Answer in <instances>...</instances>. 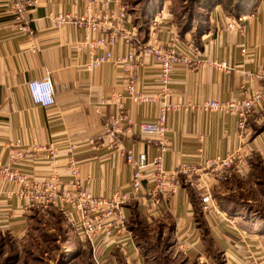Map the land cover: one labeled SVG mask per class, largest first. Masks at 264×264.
I'll use <instances>...</instances> for the list:
<instances>
[{
    "label": "crops",
    "instance_id": "1",
    "mask_svg": "<svg viewBox=\"0 0 264 264\" xmlns=\"http://www.w3.org/2000/svg\"><path fill=\"white\" fill-rule=\"evenodd\" d=\"M92 1H96L93 13L100 7L106 13L120 11L125 6L128 15L125 30L137 34L145 44L154 45L171 29L177 32L174 0H153L147 11L139 0H38L26 18L33 34L23 30L24 23L15 19L0 0V163L10 164L11 146L18 142L20 151L26 154L34 145L52 147L62 185L70 181L69 161L74 158L83 186L95 196L111 199L131 194L134 171L124 158L117 156L116 146L120 144L119 149L131 150L135 156L146 154L149 161L154 160L158 151L141 134L109 137L104 132L107 123L118 116L121 103L136 124L155 121L162 105L133 103L127 94V74L111 63L92 72L85 69L90 54L85 44L86 29L74 24L57 25L54 21L59 15L82 17ZM203 12L207 14L204 32L195 38L194 22L192 31L181 39L192 43L205 60L229 62L235 71L228 74L211 67L200 71L176 67L166 101L173 107L168 113L170 148L164 158L167 170L180 162L197 163L203 157L224 158L240 142L234 117L194 111L191 105L208 100L235 101L244 93L254 94L263 84L255 75L264 67V1L251 2L249 10L242 15V31L226 30L236 18L222 6ZM127 52L122 42L117 44L116 55ZM96 53L101 55L102 50ZM133 76L137 91L157 93L158 68L153 61L145 60V65ZM44 77L51 79L55 89L56 102L49 108L35 105L28 88L31 81ZM248 133L247 140L255 154L251 175L244 181L256 189L264 181V119L261 124L251 119ZM48 163L49 152L33 150L16 167L45 178ZM260 168L262 172L257 171ZM254 172L261 174L254 178ZM236 178L224 183L209 178L213 204L209 213L203 212L200 224L194 199L203 204L196 190L185 184L167 201L159 196L158 205L157 198L148 195L154 189L150 180L144 183L146 195L126 206L127 217L131 220L137 214L151 223L162 222L165 228L170 221L173 250L189 260L215 264L220 255L223 264H263L264 215L256 218L259 214L255 213L247 217L234 202L223 197L221 188ZM228 189L236 191L234 187ZM14 191L15 186L0 182V235L23 242L28 238L34 211L40 209L28 207L27 201L12 195ZM52 209L63 216L58 207ZM68 238L71 242L76 239L72 242L73 249L85 248L75 230L72 229ZM122 241L125 247L121 246ZM88 248L96 264H117V253L129 264L149 263L133 235L120 240L105 239L94 252L91 246Z\"/></svg>",
    "mask_w": 264,
    "mask_h": 264
},
{
    "label": "built area",
    "instance_id": "2",
    "mask_svg": "<svg viewBox=\"0 0 264 264\" xmlns=\"http://www.w3.org/2000/svg\"><path fill=\"white\" fill-rule=\"evenodd\" d=\"M6 3L10 14L24 23L23 30L33 34L26 20L29 12L38 4V0H2ZM87 7L85 15L75 17L72 15H59L55 19L57 25L74 24L87 31L85 44L90 50L89 60L85 66L88 72H92L103 65L111 63L120 68L128 76L127 94L135 104H158L162 106L155 121L136 124L131 116L125 111L123 103L119 106V114L113 117L106 125L104 132L109 137L115 138L117 134L133 136L141 134L153 142L158 151L153 161H149L146 154L134 155L133 151L119 149L115 152L118 157L124 158L134 171L131 181V194L121 197L106 199L90 193L80 179V171L77 162L72 158L69 161L68 185H62L61 174L57 170L58 161L56 151L52 147L34 145L26 153L20 151V143L11 146L10 164L0 163V182L15 186L12 195L18 199L27 201L28 207L40 210H48L58 207L67 223L75 230L82 242L95 247L105 239L120 240L123 237H131L128 229V217L126 206L133 201L146 195L144 183L152 181L154 189L148 193L156 197V204H160L159 196L167 201L170 196L177 195L186 184L197 191L203 204V211L209 213L213 204L211 183L209 178L218 183H224L234 176L243 179L251 175V162L254 158L255 149L250 145L249 123L255 119L261 124L264 119V67L258 75H255L263 84L254 94L244 93L235 101L208 100L199 105H191L192 110L204 113H221L236 119V128L240 142L238 146L224 158L205 159L197 163L180 162L173 169L165 168L164 158L170 148L168 139V113L173 108L166 101L170 96L172 75L176 67L182 66L193 71H200L211 67L222 73H232L235 67L229 62H216L204 59L195 50L190 42H184L176 30L166 32L163 39L154 45L143 43L137 34L125 30L128 20L126 7L120 11H105L103 7L93 13L92 1ZM104 13V14H103ZM244 17L234 19L229 23L226 30L244 29ZM122 42L128 49L124 55H116L115 48ZM102 50L101 55L96 51ZM151 60L158 68L157 93L148 94L136 90V71L145 65V60ZM31 99L35 105L49 108L55 105V89L49 77L31 81L28 84ZM35 151L49 152V172L45 178H40L34 173H27L16 167V163L27 158L28 154ZM150 178V179H149ZM121 242V246L125 247Z\"/></svg>",
    "mask_w": 264,
    "mask_h": 264
},
{
    "label": "rangeland",
    "instance_id": "3",
    "mask_svg": "<svg viewBox=\"0 0 264 264\" xmlns=\"http://www.w3.org/2000/svg\"><path fill=\"white\" fill-rule=\"evenodd\" d=\"M174 1L173 19L177 26L180 24V27H177V33L181 37V28L187 23V19L184 20L183 17L189 12L192 5L190 0ZM195 11L198 14L203 13V22L206 23L207 14L202 10L200 12L198 7L195 8ZM257 171L262 172L261 168ZM260 174V172L257 174L254 172V178H257L256 175L259 177ZM242 179L238 177L230 185H224L221 188L225 194L223 197L234 202V205L239 207L240 213L247 217L258 213L259 216L256 215V218H259L264 215V181H262L261 187L252 189L244 181L246 179ZM229 187H234L236 191H231L228 189ZM226 206L227 201L224 204V207ZM33 216L29 235L25 241H17L6 234L0 235V264H96L92 259L91 250L85 245V248L73 249L75 247L72 242H75L76 239L73 238L74 241L71 242L68 238V234L72 232L73 228L59 212L52 208L45 211L36 210ZM130 227L133 230L136 243L142 248L147 261H149L148 264H201L197 259L189 260L173 250V224L170 221H167L165 228L162 222L151 223L134 214ZM217 258L214 263L223 264V258L220 255ZM262 263L264 264V261ZM117 264L129 263L122 254L117 253Z\"/></svg>",
    "mask_w": 264,
    "mask_h": 264
},
{
    "label": "trees",
    "instance_id": "4",
    "mask_svg": "<svg viewBox=\"0 0 264 264\" xmlns=\"http://www.w3.org/2000/svg\"><path fill=\"white\" fill-rule=\"evenodd\" d=\"M252 1L253 0H190V4L192 5V8H190L188 10L189 12L186 13L187 15L185 16V19H187V23L184 27L181 28V37L185 36L187 33L192 31L194 22L197 26L196 31H195V38H197L198 34L204 32L205 23L203 22V17H202L203 13H200V14L196 13L195 11L196 7H198L199 11L200 9H202V11L208 12V10H211L217 6H222L230 16H233L236 19H238L249 10V7ZM139 2L141 3L142 8L145 9V11H147L151 7L153 0H139ZM150 17L151 15L149 14L148 18ZM178 26L180 27V24H178ZM194 205H195V213L197 215V220H198V223L200 224L202 222V217H203V212H204L203 206H201L198 200L196 199H194ZM135 215L138 218H140L137 214ZM130 223H131V220L129 219L128 229L133 235V230L130 227Z\"/></svg>",
    "mask_w": 264,
    "mask_h": 264
}]
</instances>
